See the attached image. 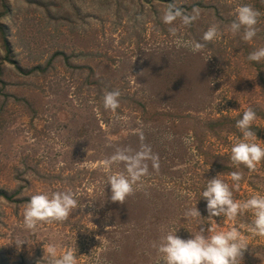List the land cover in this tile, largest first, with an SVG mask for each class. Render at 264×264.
Masks as SVG:
<instances>
[{
	"label": "rangeland",
	"instance_id": "1",
	"mask_svg": "<svg viewBox=\"0 0 264 264\" xmlns=\"http://www.w3.org/2000/svg\"><path fill=\"white\" fill-rule=\"evenodd\" d=\"M173 2L197 19L163 23ZM242 4L261 13L252 41L229 30ZM0 23V264H47L43 245L58 257L71 248L77 264H162L156 245L168 230L189 239L201 227L214 234L209 226L238 228L249 245L243 264H264L253 213L209 219L200 200L220 173L234 200L264 195V160L252 170L230 160L248 108L264 147V60L247 59L264 47V0H0ZM213 24L220 35L203 41ZM194 42L204 46L194 51ZM112 90L115 111L103 103ZM142 145L158 167L147 161L136 190L113 203L107 176L125 165L105 162ZM67 190L79 193L67 219L25 228L33 195ZM196 205L204 217H185ZM17 239L27 242L18 248Z\"/></svg>",
	"mask_w": 264,
	"mask_h": 264
},
{
	"label": "clouds",
	"instance_id": "2",
	"mask_svg": "<svg viewBox=\"0 0 264 264\" xmlns=\"http://www.w3.org/2000/svg\"><path fill=\"white\" fill-rule=\"evenodd\" d=\"M193 14H185L175 2L162 12V21L172 25L180 19L184 25H190L197 19L199 12L193 9ZM261 13L250 4H242L235 10V19L231 22L229 30L233 34L241 33L242 39L252 41L257 36L258 18ZM170 32L175 35L176 29ZM220 35L217 25H211L204 33L202 39L205 42L214 41ZM204 45L194 42V51L200 50ZM247 59L253 62L264 60V47H258L252 51ZM119 90L106 92L103 97L105 109L115 111L119 107ZM257 114L252 108L244 111L242 117L236 121V127L242 133V139L231 148L230 160L236 164H243L250 170L264 160V147L256 141V133L252 130L253 122ZM152 161V167H158V157L152 153L150 146L142 145L141 150L135 153L131 149H118L114 155L105 162L107 167L117 162H123L125 171L116 172L107 176V184L110 186V200L113 203H124L126 198L136 190L142 182V178L148 174V163ZM210 169V168H209ZM242 174L239 171L231 173L234 187H239ZM77 191H57L51 195L41 193L33 195L23 209V224L29 230L35 229L38 223L44 221H63L68 218L73 209L78 207ZM201 199L206 201L207 218L226 217L235 219L244 211L253 213L251 231L259 236H264V195H254L245 201H237L233 198V190L229 183L221 179V173L215 178L207 179V184L201 193ZM198 205V204H197ZM189 208L185 217H204L197 207ZM201 234L193 235L189 239L181 238L179 230H168L156 245L161 256L162 264H243V257L249 245L240 230L236 227L228 231H214L212 226L207 228L212 235H204L205 229L201 227ZM26 240L17 239L15 245L21 248ZM44 257L48 258L47 264H77V254L69 248L59 257L54 245H43Z\"/></svg>",
	"mask_w": 264,
	"mask_h": 264
},
{
	"label": "trees",
	"instance_id": "3",
	"mask_svg": "<svg viewBox=\"0 0 264 264\" xmlns=\"http://www.w3.org/2000/svg\"><path fill=\"white\" fill-rule=\"evenodd\" d=\"M0 25H2V27H5L2 23H0ZM4 34V43H5V46H6V52L9 54L10 53V51H11V48H10V44H9V41H8V37L6 36V34L5 33H3ZM20 68H21V66H19ZM22 69V68H21ZM1 194H3V195H6V193L5 192H1Z\"/></svg>",
	"mask_w": 264,
	"mask_h": 264
}]
</instances>
